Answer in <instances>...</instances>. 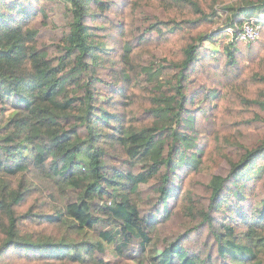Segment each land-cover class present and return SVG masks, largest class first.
Segmentation results:
<instances>
[{"label":"trees","instance_id":"1","mask_svg":"<svg viewBox=\"0 0 264 264\" xmlns=\"http://www.w3.org/2000/svg\"><path fill=\"white\" fill-rule=\"evenodd\" d=\"M219 2L0 0V264H264V23L202 47Z\"/></svg>","mask_w":264,"mask_h":264},{"label":"rangeland","instance_id":"2","mask_svg":"<svg viewBox=\"0 0 264 264\" xmlns=\"http://www.w3.org/2000/svg\"><path fill=\"white\" fill-rule=\"evenodd\" d=\"M231 1H236V0H225V2H219V3H217L215 5V10H216L215 23L209 29V33L212 34L214 38L204 41L202 43V47H208L210 50L217 51L223 43L236 42V41H231L230 37H229V34H227V32L224 31V29H223V27L225 25H230L229 23H226V18H227L228 12H227V10L225 8V5L227 3H230ZM260 13H263V10H257L256 13H251L248 16L245 15V16H242V17L247 18V17H249L251 15L254 16V15L260 14ZM222 29H223V32H222ZM215 30H218L219 32L217 34H213V31H215ZM260 35H261V33H260ZM259 38H260V36H259ZM239 42H243V41H239ZM246 44H248V43L246 42ZM227 168H228V165L226 164V162H222L220 164L217 172H219L221 174H225L226 171H227ZM162 223H164V222H162ZM173 224H174L173 220L172 221L169 220V221L166 222V227L167 226L169 227V226H171ZM175 225H176V222H175Z\"/></svg>","mask_w":264,"mask_h":264},{"label":"built area","instance_id":"3","mask_svg":"<svg viewBox=\"0 0 264 264\" xmlns=\"http://www.w3.org/2000/svg\"><path fill=\"white\" fill-rule=\"evenodd\" d=\"M263 23L264 11L263 13L249 16L247 18L242 16L238 17L234 24L225 25L223 29L229 34L231 41L239 40L249 43L259 38ZM218 32V30H215L213 31V34H217Z\"/></svg>","mask_w":264,"mask_h":264},{"label":"bare ground","instance_id":"4","mask_svg":"<svg viewBox=\"0 0 264 264\" xmlns=\"http://www.w3.org/2000/svg\"><path fill=\"white\" fill-rule=\"evenodd\" d=\"M252 16V15H251Z\"/></svg>","mask_w":264,"mask_h":264}]
</instances>
